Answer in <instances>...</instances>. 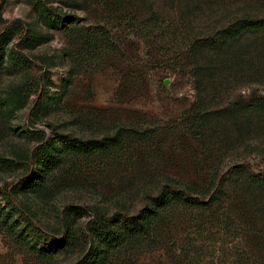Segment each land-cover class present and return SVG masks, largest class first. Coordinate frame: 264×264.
Wrapping results in <instances>:
<instances>
[{
	"label": "rangeland",
	"instance_id": "1",
	"mask_svg": "<svg viewBox=\"0 0 264 264\" xmlns=\"http://www.w3.org/2000/svg\"><path fill=\"white\" fill-rule=\"evenodd\" d=\"M43 7L57 18V28L43 25ZM246 17H264V0H0V34L12 28L15 41L27 31L49 36L29 53V70H0V154L24 163L36 144L25 137L28 129L54 128L83 139L110 137L120 128L154 136L114 169L79 161L65 167L53 192L20 195L41 229L60 233L70 206L88 211L75 221L78 231L97 213H135L166 178L211 186L233 167L264 170V110L244 108L264 98V34L246 37L231 51L201 48ZM15 88L28 104L2 115ZM42 94L50 106L35 117ZM235 104L241 110L225 114ZM203 116L208 119L199 124ZM194 125L206 130L197 133ZM24 172L21 166L0 171V186L18 183ZM251 200L245 206L232 198L218 207L219 224L228 229L217 227L207 252L217 244L231 264H264V195ZM193 236L192 222L178 221L159 247L138 252L129 264L216 262L207 253L196 258ZM80 256L63 250L40 260L0 232V264H75Z\"/></svg>",
	"mask_w": 264,
	"mask_h": 264
},
{
	"label": "trees",
	"instance_id": "2",
	"mask_svg": "<svg viewBox=\"0 0 264 264\" xmlns=\"http://www.w3.org/2000/svg\"><path fill=\"white\" fill-rule=\"evenodd\" d=\"M40 14L45 27H58L59 21L49 9L41 8ZM256 34H264V17L237 20L200 44L201 48H213L217 52L231 51L246 37ZM15 37L12 28L0 34V70L11 74L29 70L33 62L29 53L49 41V36L33 31L24 32L18 41L14 40ZM93 41L94 38L89 41L91 47ZM69 81L63 86L65 91L69 88ZM28 98L20 88L13 89L3 102L2 115L22 111ZM49 100L48 95L42 94L33 108V116L37 117L41 110L49 107ZM240 105L231 106L225 114L237 113L241 110ZM244 108L264 110V98L253 99ZM207 119L203 116L198 122L205 124ZM193 129L197 133L206 130L204 125H194ZM25 134L36 144L24 163L0 154V171L17 166L25 169V175L18 183L0 186V232L40 260L50 259L63 250H79L81 256L75 264H129L138 252L159 247L176 222L191 221L195 238L190 250L197 255L196 258L202 259L207 253L215 258L213 264H231L227 262L231 259L227 250L215 248L216 244L207 252L205 246L207 240H212L211 235L217 227L228 229L226 222L219 224L218 207L232 198L251 206V197L264 195V170L255 172L243 166L233 167L211 186L189 182L178 184L166 178L156 193L145 195L142 207L135 213H97L90 216L93 218L81 231L75 230V221L87 216L88 211L81 207H67L61 216V231L53 235L36 224L31 211L20 202V195L53 192L59 187L58 181L65 167L79 161L114 169L122 160L131 159L135 146L153 142L154 136L127 128L99 139H83L54 128L49 133L28 129ZM229 183L236 188H228Z\"/></svg>",
	"mask_w": 264,
	"mask_h": 264
}]
</instances>
